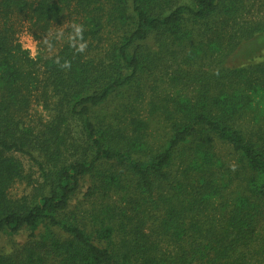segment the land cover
<instances>
[{
	"label": "trees",
	"instance_id": "16d2710c",
	"mask_svg": "<svg viewBox=\"0 0 264 264\" xmlns=\"http://www.w3.org/2000/svg\"><path fill=\"white\" fill-rule=\"evenodd\" d=\"M0 264H264V0H0Z\"/></svg>",
	"mask_w": 264,
	"mask_h": 264
},
{
	"label": "rangeland",
	"instance_id": "374dc122",
	"mask_svg": "<svg viewBox=\"0 0 264 264\" xmlns=\"http://www.w3.org/2000/svg\"><path fill=\"white\" fill-rule=\"evenodd\" d=\"M15 28L17 29L15 32V38L18 40V42L21 44L23 49H26L30 56H35L38 52V45L37 41L34 40L32 35L29 33L28 29L26 28V25L21 20H15ZM63 27H58L56 30L53 28L51 35L58 36L60 33L63 34ZM250 47V45L248 46ZM246 49L245 53H251L253 52L252 47L250 49ZM246 48V47H245ZM42 51L48 53L50 50V41L48 39L45 40V46L41 48ZM242 50V49H241ZM46 112L39 106V105H32V108L30 110V115L28 120H34L37 121L38 118H45ZM20 161L22 162L24 172L25 174L30 178L32 181L38 180V170L37 167L32 163L26 156L18 155ZM28 178L23 179L21 181H17L13 184V186L9 190V194L12 197H18L22 194H26L30 191L31 187L26 182ZM22 237V236H20ZM20 237H15L16 241H20ZM9 238H2V243L5 245L6 249H9L12 242L8 240Z\"/></svg>",
	"mask_w": 264,
	"mask_h": 264
},
{
	"label": "clouds",
	"instance_id": "9594fccd",
	"mask_svg": "<svg viewBox=\"0 0 264 264\" xmlns=\"http://www.w3.org/2000/svg\"><path fill=\"white\" fill-rule=\"evenodd\" d=\"M77 31L79 32V28L77 29ZM81 48H83V46H81Z\"/></svg>",
	"mask_w": 264,
	"mask_h": 264
}]
</instances>
